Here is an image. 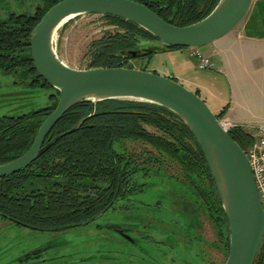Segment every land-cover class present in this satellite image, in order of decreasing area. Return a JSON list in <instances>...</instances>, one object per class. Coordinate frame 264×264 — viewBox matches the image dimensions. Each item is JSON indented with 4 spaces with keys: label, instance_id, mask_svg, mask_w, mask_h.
<instances>
[{
    "label": "trees",
    "instance_id": "1",
    "mask_svg": "<svg viewBox=\"0 0 264 264\" xmlns=\"http://www.w3.org/2000/svg\"><path fill=\"white\" fill-rule=\"evenodd\" d=\"M60 1L44 0V5L34 14L12 13L0 18V70L21 72L32 85L51 87L34 66L30 42L43 16ZM135 1L147 5L170 23L185 26L205 18L220 0ZM102 16L118 29L106 32L92 43L87 69L134 68L128 64L130 60L181 49L173 45H142L143 40L152 43L157 38L129 20ZM78 17L69 20L63 28ZM139 48L144 53L137 58L126 54L127 50ZM54 90L47 107L0 119V164L18 158L32 146L41 125L58 105L60 92ZM225 114L226 109L217 116L222 120ZM84 118L86 121L77 131L60 138L28 168L0 177L1 218L38 231L57 233L94 221L139 190L135 176L141 163H154V158L161 161L162 158L150 154L142 162L140 156L125 146L126 141L142 142L180 166L182 176L172 177L183 183L187 181L186 185L204 199L211 221L226 240L229 255V224L214 178L194 135L174 112L155 103L132 99H107L99 101L96 107L93 101L87 100L67 111L46 143L71 130ZM147 127H153L156 133ZM229 133L245 151L255 142L242 128L233 127ZM206 179L211 184L210 192L200 190V181ZM256 264H264V250Z\"/></svg>",
    "mask_w": 264,
    "mask_h": 264
},
{
    "label": "water",
    "instance_id": "2",
    "mask_svg": "<svg viewBox=\"0 0 264 264\" xmlns=\"http://www.w3.org/2000/svg\"><path fill=\"white\" fill-rule=\"evenodd\" d=\"M253 1L220 0L205 18L185 26L170 23L135 0H62L51 7L31 35V54L38 74L60 92V99L32 146L18 158L0 164V177L28 168L60 138L77 131L87 118L46 143L54 126L80 102L93 101L94 107L107 99L158 104L187 125L205 155L229 224L230 252L225 264H256L264 250V207L246 151L208 103L174 78L154 71L128 67L72 68L59 57L55 47L57 31L69 20L101 14L129 20L162 43H147V47L201 48L233 31L246 18ZM143 53L142 48L126 52L134 58ZM119 232L127 237L123 230Z\"/></svg>",
    "mask_w": 264,
    "mask_h": 264
},
{
    "label": "rangeland",
    "instance_id": "3",
    "mask_svg": "<svg viewBox=\"0 0 264 264\" xmlns=\"http://www.w3.org/2000/svg\"><path fill=\"white\" fill-rule=\"evenodd\" d=\"M43 5L44 0H0V18H7L12 13L34 14ZM63 26L55 36L56 51L66 64L79 70L87 69L91 61L92 43L106 32L118 29L109 25L101 14L82 15L67 27ZM154 42L162 44L159 40ZM141 44L147 42L143 40ZM187 49L192 51V48H181L170 50L172 53L159 52L152 58L139 57L128 64L138 69L156 66L175 72L177 66L183 67L182 60L187 59L190 64L192 59L197 63ZM175 80L197 93L195 86L186 84L179 76ZM30 81L24 79L21 72L0 70V119L6 115L29 113L51 103L54 88L32 85ZM147 129L156 133L153 127ZM125 146L140 156L142 162L147 161L150 154L162 158L161 161L154 158V163H141L135 176L139 186L136 193L117 202L96 221L61 233L38 231L0 217V264H49L44 261L32 263L37 258L49 256L58 257V264H98L97 257L96 260L86 257L92 252L97 256L99 252L104 254L105 250L126 260V256L118 251L127 250L126 247L131 246L129 242L111 230L98 229L97 223L131 226L139 230L135 236L141 239L147 236L139 242L144 249L141 251L146 254L137 253L132 257V264H225L228 257L226 240L211 221L206 202L186 185L187 181L183 183L172 177L182 176L180 166L142 142L126 141ZM200 187L205 192L211 190L207 179L200 181ZM208 201L212 202L209 197ZM42 246L47 253L39 250ZM35 254L37 258L33 257Z\"/></svg>",
    "mask_w": 264,
    "mask_h": 264
},
{
    "label": "crops",
    "instance_id": "4",
    "mask_svg": "<svg viewBox=\"0 0 264 264\" xmlns=\"http://www.w3.org/2000/svg\"><path fill=\"white\" fill-rule=\"evenodd\" d=\"M202 51L212 58L213 69L202 70L192 59L190 64L182 60L183 67L177 66L175 72L156 66L144 68L174 79L179 76L196 87L216 114L226 109L222 121L242 128L255 140L263 136L264 0H254L246 18L233 31ZM187 52L192 57L191 50Z\"/></svg>",
    "mask_w": 264,
    "mask_h": 264
},
{
    "label": "flooded vegetation",
    "instance_id": "5",
    "mask_svg": "<svg viewBox=\"0 0 264 264\" xmlns=\"http://www.w3.org/2000/svg\"><path fill=\"white\" fill-rule=\"evenodd\" d=\"M129 197H131V196H128L125 199L127 200ZM104 214H106V212ZM104 214H102L100 217H102ZM100 217H98V218H100ZM98 218H96L94 221H96ZM94 221H92V222H94ZM92 222H90V223H92ZM118 225H121V224H118ZM96 226L98 227V229L105 228L107 230H111L112 232L118 234L123 239H125L127 242H129V244L131 246L129 248L126 247L127 250L118 251L119 254H124L126 256V258H127L126 260H122L121 255H116L111 250H105L106 252H104V254H108V255H104L101 252H99V254L97 256L95 254V252H92L90 255H88L86 257V259L96 260V257H97L98 259L96 262H100L98 264H132V261H133L132 257H136L137 253H139V252L145 253V252L141 251V249H143V246L139 242L142 241L147 236L143 237L142 239L139 238L138 236H135L134 234H139V230L137 228H133L131 226H126V227L125 226H118V227H116L115 223H113V224H111V223H109V224L97 223ZM120 229L125 232L127 237H124L119 232ZM63 232H66V231H63ZM59 233H61V232H59ZM43 248H44V246H42L39 250H43ZM131 248H134L137 251H133V250H131ZM97 251H99V249H96V252ZM42 253L44 254L47 252L46 251L44 252V250H43ZM142 256H144V255L142 254ZM33 257L37 258V254H35ZM58 259H59L58 257L56 258L54 256L42 257V258L35 259L34 261H32V263L44 261V262L49 263V264H56V263L58 264L60 262V261H58ZM144 259H145V257H144ZM172 259L176 260L174 257H172Z\"/></svg>",
    "mask_w": 264,
    "mask_h": 264
},
{
    "label": "built area",
    "instance_id": "6",
    "mask_svg": "<svg viewBox=\"0 0 264 264\" xmlns=\"http://www.w3.org/2000/svg\"><path fill=\"white\" fill-rule=\"evenodd\" d=\"M191 55L197 60V66L202 70L213 69L214 62L212 58L206 55L202 48H192ZM228 130L233 128L232 125L222 121ZM248 160L252 172L254 174L255 182L258 189L260 201L264 207V135L257 138L255 142L250 145L248 151Z\"/></svg>",
    "mask_w": 264,
    "mask_h": 264
}]
</instances>
